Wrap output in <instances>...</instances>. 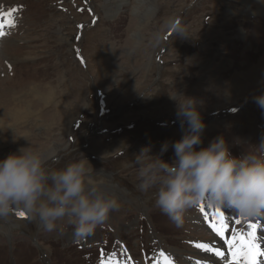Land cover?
I'll return each instance as SVG.
<instances>
[{
	"label": "rangeland",
	"instance_id": "374dc122",
	"mask_svg": "<svg viewBox=\"0 0 264 264\" xmlns=\"http://www.w3.org/2000/svg\"><path fill=\"white\" fill-rule=\"evenodd\" d=\"M263 2L0 0L16 17L0 46V159L20 149L54 153L50 166L60 168L83 154L93 181L120 204L86 239L67 220L48 232L18 209L0 219V264H95L101 252L118 264L119 241L129 261L162 249L182 261L194 243L210 242L199 208L177 227L155 205V189L139 190L135 156L181 139L175 94L198 101L200 147L222 135L234 156L256 151L264 140V110L253 99L264 94ZM173 157L170 146L161 158ZM231 213L235 231L252 220Z\"/></svg>",
	"mask_w": 264,
	"mask_h": 264
},
{
	"label": "clouds",
	"instance_id": "9594fccd",
	"mask_svg": "<svg viewBox=\"0 0 264 264\" xmlns=\"http://www.w3.org/2000/svg\"><path fill=\"white\" fill-rule=\"evenodd\" d=\"M179 37L185 36L181 32ZM170 98L176 101L183 135L175 142H163L159 155L146 146L135 156L139 190L155 189V205L177 227L186 211L201 202L249 219L264 216V140L255 152L241 156L232 154L222 135L200 147L206 125L198 101L178 94ZM253 99L264 110V94ZM170 146L174 157L167 162L161 157ZM55 159L54 153L44 156L27 149L0 159V219L21 209L48 232L57 229L58 221L67 220L74 235L86 239L120 204L93 181V167L83 154L60 168L50 166Z\"/></svg>",
	"mask_w": 264,
	"mask_h": 264
},
{
	"label": "snow or ice",
	"instance_id": "6c2138e0",
	"mask_svg": "<svg viewBox=\"0 0 264 264\" xmlns=\"http://www.w3.org/2000/svg\"><path fill=\"white\" fill-rule=\"evenodd\" d=\"M4 26L5 21L3 18H0V37L4 35ZM199 207L201 213H205L208 208L213 209L215 214L213 218L216 220V223L210 222V227L217 236L224 238L226 232L229 231V222L225 219L224 212L221 208L210 204L207 206L201 204ZM17 215L21 218L25 217L24 212H18ZM239 222V220L236 221V223ZM258 227H260L258 224L248 223L246 232L237 233L238 238L235 240V243L228 242L229 248L231 249V264H264V261L258 260V257H264V248L258 246L259 240L256 235ZM194 247L202 250L204 253H211L217 258L227 259L224 251L213 247L209 243L197 242L194 243ZM160 256L167 261L168 258L165 257L164 253H160ZM158 264H160V262H158ZM168 264H171V262L169 261ZM195 264H201L200 260H197Z\"/></svg>",
	"mask_w": 264,
	"mask_h": 264
},
{
	"label": "bare ground",
	"instance_id": "6f19581e",
	"mask_svg": "<svg viewBox=\"0 0 264 264\" xmlns=\"http://www.w3.org/2000/svg\"><path fill=\"white\" fill-rule=\"evenodd\" d=\"M141 1H143V0H141ZM262 1H264V0H262ZM3 2V1H2ZM108 8H111V5L109 4L108 5ZM117 10V9H116ZM251 12V11H250ZM259 14L264 18V2H263V6L260 8V11H259ZM17 31V30H16ZM6 41H9V39H7ZM22 43V42H21ZM173 132V131H172ZM125 196V195H124ZM129 205V204H128ZM130 207V206H129ZM259 220H260V222H262V224L264 225V216H261L260 218H259ZM229 234H230V236L233 238V240H234V242H235V240L237 239L236 238V234L234 233V232H232L231 230L229 231ZM207 235H209V234H207ZM211 239V238H210ZM208 243V242H207ZM209 244H211L213 247H218L219 246V243H218V241L217 240H215V239H213V240H211L210 241V243ZM226 256H227V259H224V260H219V259H217L213 254H211V253H205V255L204 256H201L202 258H200L199 260H200V262H201V264H203V263H206V264H224L227 260L228 261H230V259H229V257H228V255L226 254ZM183 259H184V261H183V263H179L178 262V264H190V262H191V264H192V260H191V257H183ZM173 264V263H172Z\"/></svg>",
	"mask_w": 264,
	"mask_h": 264
}]
</instances>
